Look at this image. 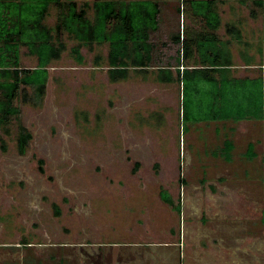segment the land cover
Returning <instances> with one entry per match:
<instances>
[{
    "label": "rangeland",
    "instance_id": "rangeland-1",
    "mask_svg": "<svg viewBox=\"0 0 264 264\" xmlns=\"http://www.w3.org/2000/svg\"><path fill=\"white\" fill-rule=\"evenodd\" d=\"M180 4L161 2L152 35L158 65L175 64L173 35L202 27L178 12ZM218 7V34L229 39L231 24L243 35L231 43L233 75L264 79L261 12L253 18L244 0ZM57 17L52 7L47 24ZM63 40L67 51L49 68L43 100L30 95L20 106L32 134L25 154L16 120L8 134L0 130V147L1 139L7 145L0 150V264H264V119L199 123L187 132L180 85L157 82L155 68L112 83L108 44L83 47L79 64L71 54L77 42ZM37 64L23 49L22 67ZM225 141L230 156L220 155Z\"/></svg>",
    "mask_w": 264,
    "mask_h": 264
},
{
    "label": "trees",
    "instance_id": "trees-1",
    "mask_svg": "<svg viewBox=\"0 0 264 264\" xmlns=\"http://www.w3.org/2000/svg\"><path fill=\"white\" fill-rule=\"evenodd\" d=\"M173 1L181 3L179 13L184 15L186 10L185 15L202 27L196 32L184 27L173 35L172 41L179 47L175 64L158 65L152 35L160 29L161 2ZM218 1L86 0L79 6L74 0H0V130L8 134L9 125L16 120L18 150L25 154L32 134L20 122V106L30 95L36 102L43 100L49 68L67 51L65 34L77 42L71 54L79 64L85 63L83 47L91 50L94 44H108L105 62L112 83L127 80L133 73L146 75L149 68H155L152 74L157 82L180 85L183 130L199 123L263 120L264 79L233 75L231 43H242L243 35L231 24L226 26L229 39L218 34L222 28ZM244 2L250 4L253 18L261 12L264 21V0ZM52 7L58 10L55 26L46 22ZM23 49L37 59L36 68L22 67ZM243 57L247 66L253 65L252 56ZM225 142L221 156L233 151L231 143ZM249 147L251 154L252 145ZM0 150L7 152L3 139ZM161 197L181 214V206L166 191H161Z\"/></svg>",
    "mask_w": 264,
    "mask_h": 264
},
{
    "label": "crops",
    "instance_id": "crops-1",
    "mask_svg": "<svg viewBox=\"0 0 264 264\" xmlns=\"http://www.w3.org/2000/svg\"><path fill=\"white\" fill-rule=\"evenodd\" d=\"M233 68H235V66H234ZM232 71H233V70H232ZM261 77H262V76H261ZM237 78H238V77H237ZM130 249H131V248H130ZM130 249H129V250H130ZM126 251L128 252V250H126ZM164 251L168 252L167 249H164ZM164 257H165V256H164ZM165 258H167V257H165ZM161 259H162V258H161ZM118 261H119V260H118Z\"/></svg>",
    "mask_w": 264,
    "mask_h": 264
},
{
    "label": "built area",
    "instance_id": "built-area-1",
    "mask_svg": "<svg viewBox=\"0 0 264 264\" xmlns=\"http://www.w3.org/2000/svg\"><path fill=\"white\" fill-rule=\"evenodd\" d=\"M182 69H183V67H182Z\"/></svg>",
    "mask_w": 264,
    "mask_h": 264
}]
</instances>
